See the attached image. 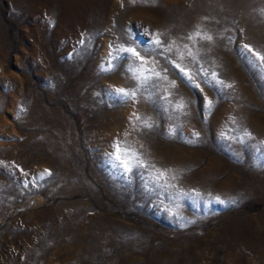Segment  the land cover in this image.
Here are the masks:
<instances>
[{"label":"rangeland","instance_id":"rangeland-1","mask_svg":"<svg viewBox=\"0 0 264 264\" xmlns=\"http://www.w3.org/2000/svg\"><path fill=\"white\" fill-rule=\"evenodd\" d=\"M261 57L264 0H0V264H264Z\"/></svg>","mask_w":264,"mask_h":264},{"label":"snow or ice","instance_id":"snow-or-ice-1","mask_svg":"<svg viewBox=\"0 0 264 264\" xmlns=\"http://www.w3.org/2000/svg\"><path fill=\"white\" fill-rule=\"evenodd\" d=\"M208 39H211L210 37L208 38ZM156 43L157 44H159L160 43V41L157 39L156 40ZM250 51H251V49H249ZM135 54V53H134ZM261 59H264V57H261ZM118 91H121V92H123V90H118ZM117 148H118V150H119V146H117ZM117 159H120V157L119 156H117ZM123 163V162H122ZM125 167H126V169L128 170V171H131V169L130 168H128L127 167V165L125 164ZM47 171V170H46ZM50 174V173H49ZM234 202V201H233Z\"/></svg>","mask_w":264,"mask_h":264}]
</instances>
